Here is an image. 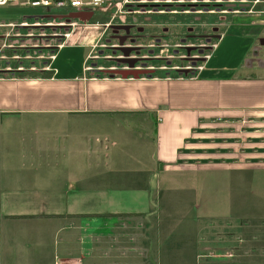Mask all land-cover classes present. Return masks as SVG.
<instances>
[{
    "label": "crops",
    "instance_id": "obj_1",
    "mask_svg": "<svg viewBox=\"0 0 264 264\" xmlns=\"http://www.w3.org/2000/svg\"><path fill=\"white\" fill-rule=\"evenodd\" d=\"M255 14L233 10L220 42L263 32L240 23ZM105 19L75 26L41 75L15 72L16 58L0 52V264H146L147 253L183 240L163 236L173 219L155 208L167 175H189L177 165L264 163V73L248 69L247 55L209 67L214 50L196 76H111L88 64L109 33L113 16ZM9 30L0 28V49L16 36ZM68 198L105 209H49Z\"/></svg>",
    "mask_w": 264,
    "mask_h": 264
},
{
    "label": "rangeland",
    "instance_id": "obj_2",
    "mask_svg": "<svg viewBox=\"0 0 264 264\" xmlns=\"http://www.w3.org/2000/svg\"><path fill=\"white\" fill-rule=\"evenodd\" d=\"M122 1L111 0L109 8L105 10V16L112 17L115 13L118 15L117 21L119 22L127 20L128 17L132 19V15H123V12L117 11ZM141 4L146 6L150 3L149 1L144 3L134 1L129 4V7L137 8ZM206 4L210 8L215 6V3L212 2L198 3V6L203 10ZM221 7L228 11L226 15L230 13L229 11L237 9L256 10L258 14L248 18L247 21L239 18L242 20L240 23L248 26L259 25L264 30V0H222ZM102 14L97 11L94 18L89 20L76 17L68 18H72L76 24H84L92 20H106L105 16H101ZM39 15H46V13L40 8L34 7H0V22H2L0 28L6 30L7 33L11 32L9 28L12 27L8 25L10 22L18 24L26 22L23 26L12 28L11 34H16V36L1 42L0 52L5 51L4 53L8 56L16 58L12 59L14 62L10 63L15 72H23L29 76L43 74L44 70L51 66L52 55L56 54L60 44L64 45L68 37L66 35L72 30L70 25H63L65 20L41 16L40 19H35L34 16L39 17ZM136 17L150 23L160 22L171 25L179 32H182L183 24L195 20L192 15L189 17L171 14L138 15ZM205 17L208 20H215L212 18L215 16L206 15ZM166 20L168 22H164ZM146 26L151 25L147 23ZM154 28L155 25L151 26L152 30ZM262 36L264 37V32ZM107 38L108 35L101 42L104 49H107ZM112 43L117 42L113 41ZM219 43H221L220 48L215 49V56L209 62V67L234 68L247 55L248 69L252 72L264 73V45L258 44L255 53L252 51L253 42L250 41V38L238 34L227 37L225 41ZM100 48L102 47L93 51L92 58L88 63L90 68L107 67L113 64L109 59L102 57L98 59L97 66L93 65ZM155 49L158 48L155 47ZM72 52L73 49H66L62 52V57ZM111 53V51H105V54ZM156 53L158 52L156 51ZM168 53L165 52V54ZM175 60L173 67L187 66L185 62ZM60 63L61 58L58 60V65ZM4 65L3 62L2 66ZM151 65L161 66L164 63L153 61ZM191 70L189 69V71ZM154 71L158 75L185 74V70L171 67L157 68ZM210 160L212 159L191 157L189 163L177 165L189 168V175H167L166 181L163 180L161 199L155 201V208L156 210L160 209L167 216H171L173 220L171 224L170 222L162 224V234L168 238L172 231V235L183 240L177 241V250L163 251L158 256L151 252L147 253L146 264H264V172H249L248 170L249 173L241 175L218 173V169H222L224 166L237 169L244 167L264 169V163L233 162L221 166L218 161L211 162ZM176 177L177 179H175ZM65 203V206L50 207L49 209L68 212L105 209L98 204L88 206L90 200L84 198H68ZM141 207L139 209H143ZM109 209L119 208L109 207ZM144 209L143 213L148 214L155 211L148 206ZM154 225L153 222H150L148 226ZM185 237L189 239L188 246L185 245Z\"/></svg>",
    "mask_w": 264,
    "mask_h": 264
},
{
    "label": "flooded vegetation",
    "instance_id": "obj_3",
    "mask_svg": "<svg viewBox=\"0 0 264 264\" xmlns=\"http://www.w3.org/2000/svg\"><path fill=\"white\" fill-rule=\"evenodd\" d=\"M211 2L215 3L214 8H210L206 4L204 9L201 10L198 6V3ZM149 3L146 6L141 5L137 8H129L123 11V15L133 16L132 19L127 16L128 19L123 22L117 21L118 15L114 14L113 22L108 28L107 49L103 48L104 45L100 46L102 48L99 49L98 55L95 56L94 66H97L98 59L103 57L113 62L112 65L104 67L106 69H129V65L133 64V69L171 67L185 70L184 73L188 74L189 69H195L208 54L211 53L212 57L213 51L224 37V23L231 13L229 11L230 13L226 15L228 11L221 7L222 0H158ZM234 11L239 13H257L256 10H246L245 8ZM177 13L188 17L192 15L193 19L195 18V20L182 25V32L165 23H154L155 28L152 30L151 26H146L148 21L137 19L138 17H136L138 15L166 14L179 16L180 14L177 15ZM206 15L215 16L212 17L215 20H208L205 17ZM263 32L250 36V41L253 42L252 51L255 53L257 51L255 48L258 44L264 45ZM113 41L117 43H112ZM155 47L158 49H155ZM107 50L112 53L105 54ZM143 52L147 53L144 54ZM165 52L169 53L165 54ZM175 59H178L177 61L179 62H185L187 66L173 67ZM153 61L164 63V65H151ZM246 65L249 66L247 62Z\"/></svg>",
    "mask_w": 264,
    "mask_h": 264
},
{
    "label": "built area",
    "instance_id": "obj_4",
    "mask_svg": "<svg viewBox=\"0 0 264 264\" xmlns=\"http://www.w3.org/2000/svg\"><path fill=\"white\" fill-rule=\"evenodd\" d=\"M156 2L158 0H123L120 2V6L117 11L123 12L129 8V4L132 2ZM111 4V0H0V7L2 6H21V7H34L40 8L46 15H39V17H35L40 19L41 17L46 18H60L65 20L63 25H70L73 28L77 26L73 19H69L68 16L74 12H94L97 11H105L109 8ZM142 5V4H141ZM41 16V17H40ZM114 16V15H113ZM26 22H22L18 24L16 22H10V25L13 29L18 26L25 25ZM69 33L66 35L68 36ZM63 44H60L61 48ZM54 58V55H52ZM211 58V53L208 54L203 60L198 64L195 69L189 71L188 75L196 76L199 75L201 71H203L206 67L207 61ZM195 70V71H194Z\"/></svg>",
    "mask_w": 264,
    "mask_h": 264
},
{
    "label": "water",
    "instance_id": "obj_5",
    "mask_svg": "<svg viewBox=\"0 0 264 264\" xmlns=\"http://www.w3.org/2000/svg\"><path fill=\"white\" fill-rule=\"evenodd\" d=\"M94 12H74L70 14L68 17H76L80 18L83 20H89L93 17ZM130 49V48H127ZM126 49V50H127ZM131 50V49H130ZM129 69H106V73L110 74L111 76L114 75H121L122 77H128V76H133V77H140V76H152L155 71L154 69H133V64L129 65Z\"/></svg>",
    "mask_w": 264,
    "mask_h": 264
}]
</instances>
